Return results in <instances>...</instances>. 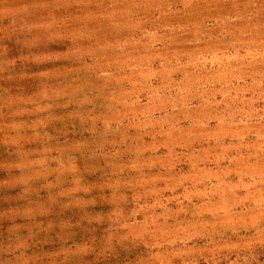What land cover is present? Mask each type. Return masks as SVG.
<instances>
[{
  "label": "rangeland",
  "instance_id": "374dc122",
  "mask_svg": "<svg viewBox=\"0 0 264 264\" xmlns=\"http://www.w3.org/2000/svg\"><path fill=\"white\" fill-rule=\"evenodd\" d=\"M0 264H264V0H0Z\"/></svg>",
  "mask_w": 264,
  "mask_h": 264
}]
</instances>
